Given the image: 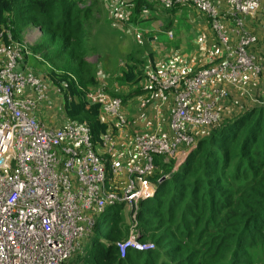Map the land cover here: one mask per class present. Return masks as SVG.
I'll list each match as a JSON object with an SVG mask.
<instances>
[{
  "label": "built area",
  "instance_id": "built-area-1",
  "mask_svg": "<svg viewBox=\"0 0 264 264\" xmlns=\"http://www.w3.org/2000/svg\"><path fill=\"white\" fill-rule=\"evenodd\" d=\"M153 1L162 9L192 6L208 19L215 41L197 67V54L183 51L146 64L144 88L154 99L148 108L159 120L168 114L166 128L145 127L124 138L129 119L122 97L85 89L110 123L99 146L83 122L62 116L59 126H49L37 116L53 94L64 103L66 83L36 75L24 45L0 34V264H63L83 253L98 219L118 205L131 222L129 235L115 242L119 256L153 249V242L139 239L136 216L160 180L150 179L156 157L177 168L196 145L194 132L219 120L233 91L249 96L264 74V46L256 55L258 37L246 26L261 0H222L224 11L214 0ZM123 2L108 0L112 19H125Z\"/></svg>",
  "mask_w": 264,
  "mask_h": 264
},
{
  "label": "trees",
  "instance_id": "trees-1",
  "mask_svg": "<svg viewBox=\"0 0 264 264\" xmlns=\"http://www.w3.org/2000/svg\"><path fill=\"white\" fill-rule=\"evenodd\" d=\"M134 3L135 13L143 6L152 8L147 0ZM181 7L162 11L173 17ZM96 13L87 0H0L4 40L9 33L21 41L26 24L39 28L32 49L48 60L46 75L54 83H66L61 112L85 123L93 145L99 146L110 123L100 118L99 105L90 103L84 91L96 84L83 43ZM257 44L253 49L260 55L264 42ZM128 67L123 79L133 81L136 74ZM259 85L253 86L256 104L240 102L233 116L197 136L177 168H159L155 194L140 202L136 216L139 239L153 242V249H129L119 256L115 242L124 236L127 219L118 205L107 212L106 225L103 217L98 219L83 240V253L63 264H264V85L257 92Z\"/></svg>",
  "mask_w": 264,
  "mask_h": 264
},
{
  "label": "rangeland",
  "instance_id": "rangeland-1",
  "mask_svg": "<svg viewBox=\"0 0 264 264\" xmlns=\"http://www.w3.org/2000/svg\"><path fill=\"white\" fill-rule=\"evenodd\" d=\"M90 1L92 4H94L95 12H97L95 14L96 20L94 21L92 28L88 31V33L85 34L83 43L85 44L87 59L90 61L93 72L96 76V84L86 89L101 88L110 95L122 97L123 101L127 104L132 103L131 113H134L138 100H144L148 96L151 97L150 92L144 88L145 82L143 79V74L146 64L151 66L160 65L166 60L167 56L176 51H183L187 53L191 52L192 55L195 56L199 52L195 48H191V45L194 44L196 36H200L201 31H206L205 34L208 37H213V34L209 28V24L208 27H205V25L208 23L206 16L198 14L192 9V6L190 5H184V7H181L180 9L178 8L176 16L170 22L171 24H166L168 23L169 19L166 16L167 13L163 12L162 10L158 11L156 17L151 16L148 18L146 17L148 15L145 13L139 14V12H131V10H129V8L123 4L127 11L126 15L131 18V24H126L123 20L112 19L109 16L108 0H87V4L90 3ZM135 14L138 15L135 16ZM152 14L156 15L154 11L151 13V15ZM199 16L205 18L207 23H205V19ZM152 21L154 25H156L158 22L160 23V26L155 27V30L158 29L159 31L163 32L166 29H172V38L164 37L162 34L157 33L156 31L153 33L156 36L154 41H151L150 37L146 38V36L143 35L140 25L144 26L145 28H149L144 23ZM198 22L199 24H197ZM134 23H140V25H133ZM246 24L252 32L257 34V46L259 44L262 45L264 42V0H261L257 12L253 17L251 16V18L246 21ZM40 35L37 30V33L35 34V40H32L30 43H25L24 41L22 42L21 39L19 42H21L25 47V60L27 58V66L32 69L36 75L41 76L42 78H50L48 75H46L47 71H49L51 67L48 60L43 57L42 53L39 51L35 52L32 49L34 44L39 40ZM154 45H157L161 49V54L156 53L160 51L159 48L156 51L153 50ZM168 45H170L171 48ZM171 50L173 51L171 52ZM128 65L133 67V71L136 74L133 81L124 80L122 76L123 70L129 68ZM198 65L199 64H196L195 67ZM50 80L52 81L51 78ZM263 85L264 76L261 78L260 85L257 86L259 88L257 92L260 91V87ZM254 88L255 87L251 86L249 95L253 97V100L239 91H233L229 97V103L231 104V107L221 108L220 117L217 122L202 128H198L193 134L195 143L197 136L203 133L205 129L208 130L211 126L220 122L224 116H233L235 114L234 112L236 111V107L240 104V102L245 101L249 104H256L259 100L254 97ZM46 107L47 108L42 107L37 112L39 113L38 116L40 119L49 126H59L62 122V116H64L61 112V101L58 100L54 105L50 106L49 104ZM49 119L54 120V123H50ZM145 121L146 118L140 123H145ZM155 163L157 166H165L172 169L171 163L164 161L163 157H156ZM160 172V169L157 168L156 171H154L150 176V179L155 181L156 175H161ZM122 215H124L125 219H127V228L124 232V236L122 237L126 238L129 235L131 222L128 211L123 209ZM107 217L108 216L105 215L103 219V224L105 225L108 222ZM260 252L261 251L256 253V259L261 257Z\"/></svg>",
  "mask_w": 264,
  "mask_h": 264
},
{
  "label": "crops",
  "instance_id": "crops-1",
  "mask_svg": "<svg viewBox=\"0 0 264 264\" xmlns=\"http://www.w3.org/2000/svg\"><path fill=\"white\" fill-rule=\"evenodd\" d=\"M147 1L152 4V8L143 9L145 6L140 7L139 10H138L139 14L140 13H145V14L148 15L146 17L150 18L151 16L152 17H156L159 10H164L160 6H158L153 0H147ZM214 1L220 6L221 11L226 10V5H225V3L222 0H214ZM123 4H125L129 8V10H131V12L134 10V6H135L134 0H124ZM141 9H143V10H141ZM165 10H171V9H165ZM177 10L175 11V15L173 17L171 16V14H166V16L168 18L171 16V20H172L176 16ZM153 11H154V13H156V15H154V14L151 15V13ZM138 12H136V13H138ZM134 13H135V10H134ZM198 14H200V13H198ZM136 15H138V14H135V16ZM124 17L126 19H122V20L126 24L127 23L131 24V22H130L131 18L128 15H126V13L124 14ZM199 17L203 18L202 16H199ZM203 19H205V18H203ZM205 23H207V20L206 19H205ZM144 24L147 25V27H149V28H145L144 26H141L140 23H134L133 25H140V27L142 28V31H143V35L146 36V38H149L150 37L151 38V41H154L155 38H156V36L154 37V34H153L155 31L157 33L162 34L164 37L169 38L166 35V33H165V31L168 30V29H166L163 32L159 31L158 29L155 30V27L160 26V23L159 22L156 24L157 26L154 25L153 21L152 22H146ZM197 24H199V22ZM246 26H247V24H246ZM205 27H208V23L205 25ZM37 30H38V33L40 35L39 28L37 26H35L34 24H30L29 23V24H26L25 26H23L22 31H21V39H22V42L24 41L25 43H30L32 40H35L36 39L35 38V34L37 33ZM205 33H206V31H201L200 36L197 35L196 38H195V40H194V44L191 45V48H195L199 52L197 54V59L195 60L194 67L196 66V64H200L201 60L208 55L209 46L211 44H213L214 41H215L214 35H213V37L210 38ZM211 33H212V31H211ZM152 38H154V39H152ZM3 39H4V37H3ZM7 40H4V41H7ZM168 46L171 48L170 45H168ZM153 47H154L153 50H155V51L158 50V48H159L157 45H154ZM172 51L173 50H171V52ZM156 53L157 54H161L162 53L161 49H160V51H158ZM26 60H27V58H26ZM259 83L260 82H257L256 84H259ZM256 84L252 85V87L255 86ZM57 101L58 100L56 99V97L53 96V95H51L50 100L48 102L50 103V106H51V105H54L55 103H57ZM153 102H154V99L152 97H150V96H148L144 100H138L137 101V105L135 106L134 113H131L132 103L131 104H127L126 102H124V106L126 107V111H127V115H128V119H129V122H128L129 125L126 128V132H128V133L127 134H124V138H129L131 136V134L134 133L135 130H146V129H144L145 127H147L149 130H154V128L158 124H161V125H163L166 128V124H167V120H168V114L166 113L165 116H164V117L167 118V120H166V118L165 119L163 118L162 120L157 119V116L155 117L154 114L151 112V110L148 108V105L150 103H153ZM165 112H166V110H165ZM38 114L39 113H37V116H38ZM142 114L145 115V118H146L145 123H140L141 121L139 120V116H141ZM120 140H123V139L120 138ZM159 168H160V166H158V169Z\"/></svg>",
  "mask_w": 264,
  "mask_h": 264
}]
</instances>
